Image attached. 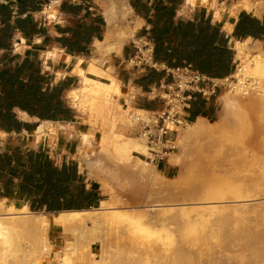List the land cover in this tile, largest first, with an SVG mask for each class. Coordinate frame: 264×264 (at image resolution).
<instances>
[{
	"label": "rangeland",
	"instance_id": "rangeland-1",
	"mask_svg": "<svg viewBox=\"0 0 264 264\" xmlns=\"http://www.w3.org/2000/svg\"><path fill=\"white\" fill-rule=\"evenodd\" d=\"M102 1L96 0V5L103 15ZM260 1L264 4V0ZM189 8L192 7L185 5L182 9L185 11ZM227 10L234 14L243 11L234 10L231 5L224 9ZM263 11L264 7L260 13ZM132 19L135 20V16ZM138 29L126 44L133 42ZM263 42L260 41L262 50L258 52L261 54H264ZM19 50L22 49L19 47ZM93 54L92 49L89 57L92 58ZM232 80L238 82L234 75ZM228 90L221 89L214 100L215 110L207 118L200 117L204 123L198 131L192 132L187 126L183 128L180 139L178 132L172 134L171 140L175 146L172 153L180 159V165L166 161L157 168L165 180H177L172 186H153L149 178L141 175L130 164L120 161L111 144L106 145V151L98 155L102 162L99 166L90 167V175L88 164L80 155V135L88 132L82 130L77 133L69 144V152L74 162L80 164L87 180L97 184L103 192L105 207L116 210L117 217L102 225L99 228V240L91 243L90 253L98 257L89 253L80 255V250L86 248L93 238L91 224L86 226L85 232L79 228L69 241V232L57 225L49 226L45 236L61 257H55L53 253L48 262L46 260L42 264H264L262 94L246 93L242 96L245 103L237 100L233 105L225 106L224 102L231 96H227L224 101L220 97ZM130 111L132 108L128 109V113ZM195 121L197 118H189V124ZM122 125L131 129L128 118ZM43 128L52 130L45 124ZM130 129V132L123 133L124 136L138 137ZM102 136V131H99L97 140ZM0 139L4 137L0 135ZM29 140L34 146V140ZM61 148H65L64 143ZM135 155L146 160L145 156ZM218 198L227 201L212 204ZM0 201L4 202L5 207L13 205ZM158 204L162 205L160 209L151 210ZM16 209L22 213V208ZM27 211L33 218L57 214ZM36 238L37 233L30 232L18 239L13 238V241L17 245L28 246V251ZM69 245L76 246L79 252L66 254L64 250ZM150 246L159 255L151 263ZM26 251L23 250L19 255L8 252L0 261L11 264L17 256L22 264H35L36 256L28 255Z\"/></svg>",
	"mask_w": 264,
	"mask_h": 264
},
{
	"label": "crops",
	"instance_id": "crops-1",
	"mask_svg": "<svg viewBox=\"0 0 264 264\" xmlns=\"http://www.w3.org/2000/svg\"><path fill=\"white\" fill-rule=\"evenodd\" d=\"M19 1H0V4L9 6L13 11L12 24L18 18L25 19L30 14L32 22L37 24L38 30H42V33L38 35L16 31L11 40L12 51L23 57L32 52L37 53L43 72L52 77L54 84L65 80L70 81L64 99L66 107L72 111L73 117L69 120L53 121L50 119L41 120L28 114L31 119L22 120L17 112L18 109H15L18 120L28 126L19 133H8L0 129V135L4 137V139H0V154L7 151L11 145L25 142L29 149H44L55 165L62 168L64 164L75 163L69 152V144L80 131L86 130L88 134L93 133L98 136L99 131L109 132L111 119L116 118L114 131L121 134L128 133L130 128L122 125V119H125L124 111L131 107L134 109L132 111L141 110L153 113L164 108V102L159 95L172 82V77L164 69L172 68L156 58L158 69L132 68L127 63L137 52L133 42L123 46L121 52L113 53L102 66V70L117 81L122 93L119 99L114 96L115 105L110 109L112 112L109 109L104 113L96 112L75 105L73 92L80 90L83 85L82 77L78 71L79 69L87 71L89 55L94 42L102 40L104 36L105 24L103 22H106L101 10L96 5V0H37L36 9L29 7L23 15H19ZM127 1L134 10L135 20H142L137 31L138 34L134 37L147 38L153 43L156 36L163 35V49L171 55L179 53L182 66L193 64L190 63V60L197 56H201L200 60L214 61L213 54L218 53L219 48L228 49L230 51V67L235 69L234 73L232 72L230 75L233 76L238 62L236 43L247 39L264 40V11L260 14L247 11L234 14L227 10L216 15L214 10H208L204 6L184 11L182 8L186 5V0H180L176 4L168 3L165 0ZM52 6L58 11V19L49 18ZM181 24L183 25L180 31ZM92 26L100 28V35L86 32ZM218 30H220V35ZM62 40H64L63 43ZM207 42L210 45L203 47ZM19 47L22 50H19ZM54 52H57L56 57L48 56V53ZM175 61L176 59L173 62ZM87 75L105 84L111 83L108 77L92 76L88 73ZM214 110V101L194 96L187 115L190 118H207ZM44 122H50V124ZM44 124L52 127V130L44 129ZM60 125L65 128L61 129ZM130 130L134 132L132 129ZM29 138L34 140V146ZM63 143L65 144L64 149L61 148ZM75 164L78 166L79 174L83 175L85 179L87 189L91 190L95 183L87 180L80 164ZM94 188L97 195L104 198L100 201V206L102 202L106 201V197L97 184ZM0 200L13 204L12 206L15 208L23 209L26 206L27 210H30L28 202L18 189H14Z\"/></svg>",
	"mask_w": 264,
	"mask_h": 264
},
{
	"label": "bare ground",
	"instance_id": "bare-ground-1",
	"mask_svg": "<svg viewBox=\"0 0 264 264\" xmlns=\"http://www.w3.org/2000/svg\"><path fill=\"white\" fill-rule=\"evenodd\" d=\"M54 5V4H53ZM231 5L234 10H243L247 12L255 11L260 13L264 7V4L260 0H186V6L195 8L197 6H205L216 12V15L224 12V9ZM102 6L104 8L103 16L105 18V29L102 40H96L93 45V57L88 61V69L84 71L79 69V75L82 77V88L73 92V102L75 105L86 107L91 111L105 112L107 109L113 108L115 105L114 96L118 99L121 98L122 93L117 81L108 76L103 70L102 66L107 62L109 57L113 53H119L123 46L132 37L135 31L141 26L142 20H133L134 10L127 0H103ZM58 11L54 6L51 7L49 12L50 19H58ZM264 44V42H263ZM237 58L240 62L238 68L234 74L238 82H234L231 89L223 93L220 97L221 100L227 99V96H231L224 104L230 106L238 100L240 103H245L242 96H245L250 84H256L264 90V54L258 53L262 50L260 41H253L247 39L243 42L236 43ZM255 53L250 56L249 54ZM48 56H57V52L48 53ZM82 62V60H80ZM88 74L98 77H108L111 80L110 84H105L100 80L89 77ZM252 80V83L249 81ZM233 97L237 99H233ZM262 103L264 104V92L262 94ZM131 108V107H130ZM134 110V109H132ZM139 113L144 111L135 110ZM22 120L31 119L28 113L17 110ZM112 112V111H111ZM128 110L123 112L125 119L123 122L129 119ZM112 116V114H111ZM127 117V118H126ZM37 120V119H36ZM130 120V119H129ZM116 118L111 119V130L105 132L102 130L103 136L97 140L93 133H82L80 135L81 158L88 164V172L92 175L91 166H99L101 164L98 155L106 151V145L111 144L116 153L120 157V161H124L132 166L141 175L147 177L155 187L164 188L166 185L172 186L176 184L177 180H165L158 172V169L152 167L148 161L142 159L135 154L142 156H148V148L145 140L140 137L127 138L124 134L114 131L116 127ZM50 124V122H44ZM204 123V119L198 118L192 124H189L190 131H198ZM61 129L65 126L60 125ZM178 139H180L183 129H178ZM110 141V142H108ZM170 163L180 165V159L175 154H170ZM227 201L225 198H218L214 200L212 204H223ZM106 202H102L100 208L86 209V210H72L63 211L57 214H53L50 217L33 218L27 211L26 206L21 209L22 213H18L17 209L13 206L5 207L4 202L0 201V259L3 258L8 252L12 255H19L23 250H27L28 246L24 247L20 243L17 245L13 238H17L23 234L30 232L37 233L38 239L32 244L27 252L28 255H35L37 262L35 264H42V262H48V258L51 254H55V257H61L59 251H56L45 236L49 226L57 225L63 228L66 232H69L67 240L74 238L79 231V228L85 232L86 226L91 224L93 231V238L88 243L87 247L80 250V255L89 253L92 256H96L95 253H90L91 243L99 240V228L109 223L117 217V211L105 207ZM162 205H154L151 210L160 209ZM217 208V206H214ZM25 211V212H24ZM5 251V252H4ZM66 254L79 252L76 246L69 245L64 250ZM156 249L150 246V263L158 258ZM98 257V256H96ZM63 261V260H61ZM18 257L12 259L11 264H22ZM0 264H10L7 261H0ZM26 264V263H24ZM97 264V263H92Z\"/></svg>",
	"mask_w": 264,
	"mask_h": 264
},
{
	"label": "trees",
	"instance_id": "trees-1",
	"mask_svg": "<svg viewBox=\"0 0 264 264\" xmlns=\"http://www.w3.org/2000/svg\"><path fill=\"white\" fill-rule=\"evenodd\" d=\"M165 1L172 4L180 2ZM19 3V15L26 13L29 7H37V0H20ZM12 21L11 8L0 4V129L8 133H19L27 128L28 124L18 120L15 109L41 120L72 119L73 113L66 107L64 99L70 81L54 84L52 77L43 72L37 53L32 52L23 57L12 51L11 40L16 31L39 35L42 30H38L30 14L25 19L18 18L14 24ZM86 32L100 35L101 30L92 26ZM153 44L156 60L167 63L172 69L184 67L179 53L171 55L163 49V35L156 36ZM208 45L209 42L203 47ZM200 58L194 57L190 60L193 64L187 65L214 78H225L234 73L235 69L230 67L228 49L219 48L218 53L213 54L214 61ZM94 187L95 184L91 190L87 189L77 164H64L59 168L44 149H29L25 142L11 145L0 154V198L18 189L28 202L30 211L59 213L97 208L104 198L97 195Z\"/></svg>",
	"mask_w": 264,
	"mask_h": 264
},
{
	"label": "built area",
	"instance_id": "built-area-1",
	"mask_svg": "<svg viewBox=\"0 0 264 264\" xmlns=\"http://www.w3.org/2000/svg\"><path fill=\"white\" fill-rule=\"evenodd\" d=\"M133 43L137 52L127 64L132 68L158 69L153 43L147 38L136 37H133ZM164 70L172 77V82L159 95L164 102V108L153 113L130 111L129 114L130 127L138 137L145 140L149 153L145 158L155 168L168 161L174 151L172 134L189 126L190 117L187 111L191 109L193 97L199 96L204 100L214 101L221 89H231L234 84L232 76L214 78L195 70L191 65ZM250 85L247 93L263 94L261 87Z\"/></svg>",
	"mask_w": 264,
	"mask_h": 264
}]
</instances>
